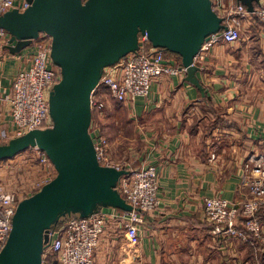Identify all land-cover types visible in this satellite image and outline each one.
I'll return each mask as SVG.
<instances>
[{
	"label": "crops",
	"instance_id": "crops-1",
	"mask_svg": "<svg viewBox=\"0 0 264 264\" xmlns=\"http://www.w3.org/2000/svg\"><path fill=\"white\" fill-rule=\"evenodd\" d=\"M32 55L31 45L14 55L0 51L3 89H10ZM167 60L181 65L176 58ZM195 64L206 99L185 81L186 75H163L147 98L120 104L140 139L138 153L126 166L156 167L159 204L143 216L136 245L128 242L119 223H108L95 251L97 264H264L263 250L214 235L203 204L213 197L243 201L248 192L244 165L264 158V24L245 21L238 42L214 46ZM107 93L98 87L94 101L104 103ZM0 109L4 126L7 107ZM103 118L104 112L92 116L96 135L102 136L98 123ZM11 160L0 162V170ZM259 216L264 223V207Z\"/></svg>",
	"mask_w": 264,
	"mask_h": 264
},
{
	"label": "water",
	"instance_id": "water-1",
	"mask_svg": "<svg viewBox=\"0 0 264 264\" xmlns=\"http://www.w3.org/2000/svg\"><path fill=\"white\" fill-rule=\"evenodd\" d=\"M29 7L0 16L17 54L41 34L51 37L50 58L60 80L48 94L52 127L0 145V162L30 150L43 152L56 175L19 202L0 264H42L49 233L60 219L90 217L103 209L132 211L117 190L125 169L103 166L93 139L92 95L105 69L140 50V37L153 49L179 57L185 81L205 96L195 58L213 34L226 30L211 0H25ZM253 12L259 0H236Z\"/></svg>",
	"mask_w": 264,
	"mask_h": 264
},
{
	"label": "built area",
	"instance_id": "built-area-1",
	"mask_svg": "<svg viewBox=\"0 0 264 264\" xmlns=\"http://www.w3.org/2000/svg\"><path fill=\"white\" fill-rule=\"evenodd\" d=\"M211 3L213 11L224 19L227 28L211 35L197 57L216 45L238 42L241 39L242 23L247 20L264 24V0H259L253 12H248L236 0H211ZM28 7L25 0H0V16L14 9L22 12ZM9 39V34L0 28V51L6 49ZM51 41L50 36L41 34L32 42L31 63L17 73L10 89L4 90L0 79V107H7L9 117L6 125H0V145L29 131L52 127L48 94L60 80V73L50 58ZM146 43V37H141L137 53L128 54L103 73L98 87L106 88L119 104H130L137 98H147L153 82L163 75L181 78L186 75V69L168 61L163 52L153 48L145 51ZM94 93L91 100L92 116H101L105 105L94 101ZM3 114L4 111L0 109V116L3 117ZM89 132L99 163L127 171V174L120 177L117 190L132 206V211L103 209L87 218L67 217L49 233L50 240L44 247L42 264H97L95 251L110 222L119 223L128 242L136 245L140 225L144 223L143 216L152 214L158 207L159 180L156 167L144 165L130 169L126 165H113L108 161V143L103 136L96 135L93 123ZM32 150L36 153L38 163L55 173L48 157L38 149ZM53 178L43 181L33 194ZM243 178L248 190L243 201H229L222 197L206 198L203 203L204 215L214 235L224 239H238L256 252L264 251V223L259 216L264 207V158L245 164ZM29 196L16 190H6L0 184V252L9 238L17 205Z\"/></svg>",
	"mask_w": 264,
	"mask_h": 264
},
{
	"label": "rangeland",
	"instance_id": "rangeland-1",
	"mask_svg": "<svg viewBox=\"0 0 264 264\" xmlns=\"http://www.w3.org/2000/svg\"><path fill=\"white\" fill-rule=\"evenodd\" d=\"M104 99V118L98 126L108 143V161L113 165L124 166L140 149L139 133L120 104L111 100L108 93ZM31 154V151H27L2 165L4 170H0V184L6 190H16L31 196L43 181L55 177L56 172L40 165Z\"/></svg>",
	"mask_w": 264,
	"mask_h": 264
},
{
	"label": "trees",
	"instance_id": "trees-1",
	"mask_svg": "<svg viewBox=\"0 0 264 264\" xmlns=\"http://www.w3.org/2000/svg\"><path fill=\"white\" fill-rule=\"evenodd\" d=\"M257 7V6H256ZM140 40H141V37H140ZM151 48V45L149 44V43H146L145 44V46H144V49H145V51H148L149 49ZM162 52V51H161ZM163 54H164V56H165V58L167 59H169V58H176L179 62H180V59H179V57H177L176 55H173V54H171V53H168V52H164L163 51ZM202 99H206L205 98V96L204 97H202ZM207 101V100H206ZM211 109V108H210ZM263 209V208H262ZM261 209V210H262ZM66 218H63V219H60V221H59V223L55 226V227H53V228H57V227H59L62 223H63V221L65 220Z\"/></svg>",
	"mask_w": 264,
	"mask_h": 264
}]
</instances>
